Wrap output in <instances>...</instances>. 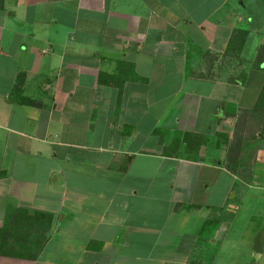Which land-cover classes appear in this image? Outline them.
<instances>
[{
    "label": "crops",
    "instance_id": "0c3cea01",
    "mask_svg": "<svg viewBox=\"0 0 264 264\" xmlns=\"http://www.w3.org/2000/svg\"><path fill=\"white\" fill-rule=\"evenodd\" d=\"M226 4L0 0V230L14 211L51 218L36 259L0 264H212L262 141L232 174L264 41L234 8L216 17Z\"/></svg>",
    "mask_w": 264,
    "mask_h": 264
},
{
    "label": "rangeland",
    "instance_id": "374dc122",
    "mask_svg": "<svg viewBox=\"0 0 264 264\" xmlns=\"http://www.w3.org/2000/svg\"><path fill=\"white\" fill-rule=\"evenodd\" d=\"M212 5L215 4L213 3ZM233 8L238 13H240L241 18L243 19V22H240L241 28L246 29L245 27H250L255 29L256 32L250 35V41H264V0H227L226 6L221 8L220 12L215 14V16L220 17L221 15H228L224 14V11H230ZM229 15L230 22L237 20L236 18H233L232 14ZM247 16H250V18H247ZM247 22H249V24H247ZM235 23L236 22L233 24ZM248 48L249 43L246 46V52L251 53L250 49ZM252 109V107L249 109H238L240 110L239 113H242L239 118L244 117V115L247 112H250ZM238 110H236V112ZM237 119L238 118H236V121ZM240 128L241 127L237 126V129ZM253 134L254 132L252 131L247 132L245 137L246 139L244 140L246 145L250 143L249 140L251 141L257 139L252 138L254 137ZM251 144V147H254L255 144V149L258 153L257 157L252 159L249 170L250 173H247L246 177L250 178L251 181L254 182L253 185L257 187H248L247 185H241L237 182L238 186L234 189V191H238L237 196L232 198L234 191L228 195L229 201L232 202L235 207L237 206L239 208L237 214L240 221L237 223V227L236 224H233L235 236L232 237L230 234H233V232L232 230H229L230 233L227 235V241H224V245L221 243L219 244V247H216L217 249L212 250V264H251L254 260L253 252L251 250L252 239L259 229H264V153H262V151H258L263 148H261V146L264 144V140H256ZM235 149L237 150L236 147ZM236 150H233L231 153L235 152ZM240 153L241 152L239 151L237 156L238 161ZM243 154V157H246V159L250 157L247 149L243 150ZM240 168L241 167L237 169ZM232 174L234 173L232 172ZM217 194L218 193H216L214 190L211 195V198L213 199L212 201L217 200ZM221 246L223 247L219 249ZM257 264H264V253L260 255L259 259L257 260Z\"/></svg>",
    "mask_w": 264,
    "mask_h": 264
},
{
    "label": "trees",
    "instance_id": "16d2710c",
    "mask_svg": "<svg viewBox=\"0 0 264 264\" xmlns=\"http://www.w3.org/2000/svg\"><path fill=\"white\" fill-rule=\"evenodd\" d=\"M247 34V30H237L233 33L231 42L238 41L241 44ZM263 51L264 45L259 48L256 56L255 62L257 65L264 64ZM237 126L241 128L237 129ZM248 131L254 132L252 138L264 139V84L253 109L247 112L244 117H238L236 121L234 135L229 142L228 155L226 156V165L233 173L237 171L239 166L237 156L241 151L242 143L246 139ZM187 135L189 134L185 135V139ZM186 143L190 145L191 141ZM233 150L236 151L231 153ZM12 217L14 218V224H11V226H14V228L8 231L0 230V255L30 260L36 259L46 241L45 234L51 221L50 216L42 213L29 214L24 211H14Z\"/></svg>",
    "mask_w": 264,
    "mask_h": 264
},
{
    "label": "water",
    "instance_id": "95a60500",
    "mask_svg": "<svg viewBox=\"0 0 264 264\" xmlns=\"http://www.w3.org/2000/svg\"><path fill=\"white\" fill-rule=\"evenodd\" d=\"M264 229H259L252 239L251 250L253 252V261L251 264H257L260 255L264 253Z\"/></svg>",
    "mask_w": 264,
    "mask_h": 264
}]
</instances>
